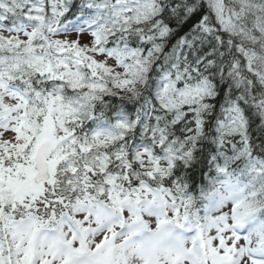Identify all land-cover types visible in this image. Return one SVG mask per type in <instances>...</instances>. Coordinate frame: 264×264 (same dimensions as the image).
<instances>
[{"label": "snow or ice", "instance_id": "snow-or-ice-1", "mask_svg": "<svg viewBox=\"0 0 264 264\" xmlns=\"http://www.w3.org/2000/svg\"><path fill=\"white\" fill-rule=\"evenodd\" d=\"M0 264H264V0H0Z\"/></svg>", "mask_w": 264, "mask_h": 264}]
</instances>
